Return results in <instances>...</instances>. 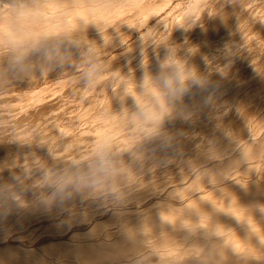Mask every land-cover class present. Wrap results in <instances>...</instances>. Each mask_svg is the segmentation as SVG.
I'll list each match as a JSON object with an SVG mask.
<instances>
[{
	"label": "bare ground",
	"instance_id": "6f19581e",
	"mask_svg": "<svg viewBox=\"0 0 264 264\" xmlns=\"http://www.w3.org/2000/svg\"><path fill=\"white\" fill-rule=\"evenodd\" d=\"M259 1L190 0L189 9L195 7L199 14L174 23L183 32L182 37L168 36L169 47L153 52L134 66L125 68L120 63L125 68L119 70H123L120 72L123 77L134 79L142 86L136 84L133 89L118 84L107 104L101 108L102 100L99 103L95 119L100 122L104 138L114 131L119 137L108 139L110 143L102 135L86 137L85 142L81 140L85 145L80 146L79 139L64 138L61 130L53 125L59 118L51 116L55 110L53 105L64 102L60 93L70 96L69 91L76 85L72 83L81 76L77 71L68 73L72 70L68 60L85 52L90 57L95 54L90 66L84 64L82 75L95 73L107 62L106 57L98 56L119 39L113 38L110 42L113 32L108 27L110 21H125L131 26L130 34L145 31L141 35L144 36L155 24L178 12L181 4L174 0H0V90L7 78L26 82V75L29 83L37 81L43 85L31 91L32 94L53 88L66 89L65 94L59 91L62 101L57 97L55 101L52 95V100H47L50 96L41 101L37 99L35 104L39 106L23 115L30 122H37L32 124L28 137L21 135L20 140V134L18 138H11L13 134H9V139L7 133V140L4 134V139L0 138V223H8L2 231L8 225L16 226L28 219L34 221L40 217L48 222L51 218L48 226H42L51 236L37 242H18L16 239L21 241V238L12 239L10 234L8 239L0 232V264H264V161L261 160L264 156V61L261 60L264 41L259 38L258 45L263 46L255 49L256 53L260 51L259 56L254 50V54L245 53L238 46L242 39L239 30L249 26L251 17L256 18L264 11V0ZM255 25L260 27V23ZM261 29L262 26L258 31ZM247 37H244L247 46L255 48L254 41V45L248 43ZM80 39L83 41L78 42ZM222 41L232 43L233 52L245 54L233 53L238 58L232 54L236 61L231 63L228 58L225 62L231 64L226 67L223 63L222 68L221 64L219 68L211 67V54ZM247 63L253 65L249 74L243 70ZM177 69L186 74L185 79L196 76V82L185 81L183 92L164 93L167 89L162 87L164 79L172 77ZM60 71L64 75L53 83L41 77ZM75 73L79 76L71 77ZM188 73L192 76L188 77ZM251 80L255 85L246 88V93L242 89L244 96L236 100L237 92H234L243 88L242 84L250 85L246 83ZM233 86L237 89H232ZM82 94L79 99L84 101L86 94ZM166 101L170 104H165ZM222 102L233 103L232 111V106L228 107L231 113L227 111L228 115L224 116L219 111L223 116H214L211 109L212 117L207 109ZM86 103L88 109L98 106L92 100ZM165 105L176 106L178 110L168 107L165 113ZM136 109L141 112H134ZM205 111L210 115L206 114L207 118L203 119ZM137 115L160 116L157 120L160 132L152 136L146 133L135 121ZM197 116L203 120L191 123ZM0 117L5 120L12 117L7 122L15 126V115L6 113ZM125 117H130V121H120ZM10 125L5 131L12 130ZM97 137L109 144L99 147L101 142ZM46 140L54 141L51 148L58 151H81L86 147L85 154L81 151L77 159L83 156L91 159L86 162L82 160L85 158L79 159L81 164L77 167L61 164L62 177L57 175L50 181L55 184L52 190L28 191L29 176L35 172L31 164H37L36 160L50 146L45 144ZM94 142L99 143L95 146ZM122 148L130 150L129 155L124 156ZM178 157L183 160L181 164L175 160ZM235 169L246 176L241 172L243 175L235 176ZM123 184L121 193L131 194L130 206L94 212L90 206L92 211L79 207L85 201L87 205L92 202L90 199L99 193V185L114 188ZM172 193H179L182 199L178 200L179 196L175 198ZM166 194L175 199L168 197L170 200H167ZM17 196L22 197L20 201L15 199ZM36 226L41 225L36 223ZM34 229L31 230L37 232Z\"/></svg>",
	"mask_w": 264,
	"mask_h": 264
},
{
	"label": "rangeland",
	"instance_id": "374dc122",
	"mask_svg": "<svg viewBox=\"0 0 264 264\" xmlns=\"http://www.w3.org/2000/svg\"><path fill=\"white\" fill-rule=\"evenodd\" d=\"M2 1H11V0H2ZM174 1L176 3H180L181 4V7H180L179 11L168 15V19L166 21L159 22L157 24H155L156 22H154L153 23V25L155 24L154 27L150 30V32L148 34H146L144 36H141V35L143 33H145V31H143V33H141L139 35L130 34V32H131L130 27L131 26L129 27V25L126 24L125 21H119L118 23H116L117 21H110L108 27H112L113 28L112 36L110 37V42H112L113 38H119V39L115 42L114 45L108 46V48H106L105 51L101 53L102 55L100 54L98 56V57L104 56V57L107 58L106 59L107 62L105 63V65H103L100 68H98L95 73L94 72H91V73L82 75L85 72V69L84 68L86 67L84 64H88L87 66H90V64H91L90 61L95 58V54H92V57H90V55L88 53L86 54V52H85V54L81 55L80 57L77 56V58H75L74 60H71V61L68 60L69 61V64L68 65L71 66V68H72V70L71 71H68V73L71 74L73 71H77L76 73H78V74L80 73V75H81V76H79L76 73L73 74V75H71V77H74V75H75V76H79V78L76 79V80H74V82L72 83V85L73 84H76V85H75V87H74V89L72 91L70 90L72 93L69 91V95L70 96L63 95V92H61V91H64V94H65V90H66L65 88H64L65 90L64 89H61V91H60V88H59V90H58V88H53L51 90H42V91H40L37 94H32L31 91H33V90H39V89H41L43 87V85L40 86L39 84H37V81H35L32 84L29 83L30 81L27 80V79H29V76H27V75H26V78L27 79L24 80L26 82H21L20 81L21 79H19V78H7L6 80H4V87L0 90V114H6V113L9 114V115L10 114H13V115H15V117H13V119H15L16 121H15V126H14V124H12L13 122L12 123L7 122V120L8 119L11 120L12 117L11 118L8 117L7 120L2 119L0 117V125L3 124V123H9L7 125H10L11 124L10 125V129L12 128V130L5 131V129L8 128L9 126H7L6 124H3L4 125V127H3L1 125L0 126L1 127L0 129L3 128L4 131L3 130H0L2 132V134H0V138L3 137V134H4V137L7 136V133H8V135L9 134L10 135L13 134L12 137L10 135L8 136L9 139H10V137L11 138H16V137L18 138V136H19L18 134H20V138H19L20 140H21V138L23 136H24V138L25 137H28V135H29L28 134V131L32 127V124L33 123H37V122L35 121V122L32 123L28 119H25L23 117V115H25V113L29 114L30 112H32L33 107L35 109L37 106H39V105L35 104V102H37L36 101L37 99L38 100L40 99V101H41V99L43 100L44 98H46V97H48L50 95H52L53 99L54 98L55 99L58 98L57 100L61 99V101H62V96H64V98H63L64 99L63 100L64 102L63 103H61L60 105L58 104L57 106H54L53 105L52 108L54 109V107H55V110H54V112H52V115L51 116L52 117H56L57 116L59 118V120L56 123L53 122V125L61 130V132L63 133L65 139L71 138V137H75V138H77V139L80 140V142H78V145L83 146V145H85V143H84L85 142V139L84 138H86V137H95V136L102 137L103 136V138H104L105 135H103L102 134L103 132L99 129L100 122H98L95 119V117L97 116L98 111L100 110L99 109L100 108V106H99L100 104L99 103L102 100L101 108L104 107L107 104V100L109 98V95L111 94V91L115 88L116 85L119 84V85H122V86H127V87H130V88L135 89L134 87L137 84V82L134 81V79L124 78L123 75L120 72H122L123 70H125V68H127V67L134 66V65L140 63L142 60L147 59L148 56L150 54H152L153 52L158 53L159 50L169 47L170 46L171 39L170 38L168 39V36L177 35L178 37H182V35H183V32L180 29H178L177 27H175L174 23H177L178 20L179 21H184V19H190V16H193V15L196 16V15L199 14V9H197L195 7L189 9L190 8V5H189L190 4V0H174ZM258 1L259 0H255V2H258ZM128 8L131 9L132 6H128ZM261 12L264 13V11H261ZM261 12L259 13V16L260 17L261 16L263 17L264 14L262 15ZM259 16L257 15V17H259ZM260 17L258 19L260 21H258L255 18V16L251 17V20H250V24H252L251 26L253 27V29H257V30H253L249 23L248 24H249V26L251 27L252 30L250 29V27L248 25L247 26L246 25L243 26L245 28L242 27L243 29L241 28V30H239V36H241L242 39L238 41L239 42L238 46L241 48L240 50H242L244 48L243 50H245L244 51L245 53L246 52L253 53V50H254L255 55H258V53L260 54V51L258 52V50H257V53L255 52V49H258L259 46L262 48V46H263L262 44H261L262 46L261 45H258V44L261 43L260 42L261 39H259V38H263L262 39V42L264 41V36H263V34H264L263 33L264 32V17L263 18H260ZM251 22H253V23H251ZM254 23L255 24L260 23V27L258 25H255ZM261 26L263 28L261 30H263V31H261V30L258 31V29H260ZM126 27H129V28H126ZM256 27H259V28H256ZM246 28L248 29L249 33H250V31L254 32L253 35L252 34H249L248 31H246ZM124 29H126V30H124ZM97 31L98 30H96L95 32H97ZM242 31L245 32L244 35L242 34L243 33ZM257 31H258V34H255V33H257ZM248 34L250 36H253V37L250 38V36ZM259 34L262 37H260ZM255 35H257L258 38H256L257 36L255 37ZM247 36H249L250 39ZM244 37L245 38L247 37L248 40L253 39L251 41H248L247 40V42L248 43L250 42V44H251V42L254 41L255 48L252 45H251V47H250V45L247 46L248 44L245 42L246 39H244ZM256 39H257V41H255ZM82 41H83V39L78 40V42H82ZM258 41H259V43H258ZM133 42H135V44H134V47L136 46L135 49H134V47L133 48L130 47V45ZM241 42L242 43H246V45L244 44V46H242V43ZM240 43H241V45H240ZM252 44H253V42H252ZM249 47H250V49L251 48L252 49L251 50H248ZM215 49H216V51H214L215 53L211 54V58L212 59L210 60L211 63L209 62V64L210 65L212 64L211 67H215L216 66L218 68H219L220 64H221L220 68H222L223 65H224L223 67H226L229 64H231L232 62H235L236 60H234V58L237 59L238 58L237 56H239L238 54L241 52V51H239V53H238V51L237 52H233L234 51V45L232 43L227 42V41H222L220 44L217 45V47ZM262 51L264 52V49L261 50V54H263V56H264V53H262ZM244 52H241V54H243ZM233 53L235 55H237V56H235ZM232 54L234 55V58L232 57L233 56ZM84 55L86 57L88 56V58H86ZM261 56L262 55H260V57ZM263 56H262L261 60L264 61ZM226 60L229 61V62H231V63H229V64L226 63L227 62ZM212 61H214V62H212ZM123 62H126V63H123ZM120 63L124 64V67H125L124 69L120 67ZM214 63L216 65H214ZM222 63H223V65H222ZM122 64H121V66H123ZM252 67H253L252 63H247L246 65H244L243 70L244 69H245V71L247 69L250 70V71L247 70V73L244 71V73L245 74H249V72H251V70H252ZM120 68L123 69V70L122 71H119ZM65 74H67V73H65ZM62 75H64V72L60 71V72H56V73H51L49 75L44 74L41 77L43 78V81L49 80L50 83H53V82L57 81L58 79H60V77ZM104 76L107 79H105ZM187 76L188 77L189 76H192V74H189L188 73ZM184 77H186V74L184 75ZM192 77H190V79H192ZM67 78H70V77H67ZM99 79H101V80L99 81ZM190 79L188 80V78H187V79H185V81L188 80L187 82H189ZM104 80H106V81L108 80L109 82L108 81L107 82L109 84L106 81H104ZM253 80H255V83L257 82L256 81L257 78L256 79H253ZM253 80H251L250 82L248 81L246 83V85L248 83L250 85L244 86L242 84L243 88H238L237 89L234 86L232 87V89L235 88V89L238 90V91H235L234 92V93L237 92L236 93V100L237 99H241L242 96H244L243 94H245L246 91H248L247 89H250V87L252 85H255V83H254ZM192 81H193V79H192ZM252 81H253L254 84H252ZM104 82H105V84H104ZM125 83H128V85L127 84L125 85ZM236 83H238V82H236ZM137 85H141V84L138 83ZM69 86H71V83L67 87H69ZM77 86H78V88H77ZM235 86L241 87V85H239V84H236ZM33 87H36V88L34 89ZM138 87L136 86V88H138ZM162 87L164 89L165 86H162ZM244 87H245V89H244ZM116 88H117V86H116ZM103 89H105L104 90L105 92L102 91ZM163 89H161V90H163ZM242 89L244 90L245 93H243ZM74 90L76 92H74ZM164 91H163L164 93L169 92L168 89H164ZM76 93L79 96L78 95H75ZM82 93H84V95L86 94L85 95L86 98H84L86 100V101L84 100L85 102L82 101V100H80L81 99L80 98V95H83ZM164 93H163V95H164ZM238 93H240V94L238 95ZM58 94L60 95V97H59ZM169 94L170 93H168L166 95H169ZM56 95H58V96H56ZM104 95H106V98H105ZM234 96H235V94H233V97ZM240 96H241V98H240ZM52 97L50 96L47 100H49L50 98H51L50 100H52ZM74 98L75 99L78 98V99H76L75 102H73L74 101ZM57 100H55V101H57ZM88 100H90V101L92 100L93 103H97L99 107L96 105L97 108L95 106H93L91 109H88L86 107V106H88L87 103H86ZM40 101H38V102H40ZM76 102H78V103H76ZM166 102H164V103L167 104V105L170 104L168 101H166ZM167 105H165V106L167 107ZM217 105H218L219 109H221L220 106L222 107V110L224 109V107H225V109L223 111L222 110H219L218 107H216ZM229 105L232 106L233 103L232 102H226L225 105H224V102H222L220 104L217 103V104L211 106L210 108H208L207 110L208 111L209 110L211 111V109H212V111H214L213 112L214 113V116L215 115L218 116L221 113L222 114L224 113L223 115L226 116V115H228V114L231 113L232 108H233V106L232 107L230 106L231 107V111H229V109H230V108H228ZM168 107H172L173 109L174 108L176 109V106H171L170 105ZM168 107L167 108L164 107L165 108L164 112L166 110H168ZM214 108L216 110L218 109L217 114H215L216 113L215 112L216 110ZM85 109L86 110L88 109V110L85 111ZM170 110H172V109L170 108L169 111ZM177 110L178 109H176L175 111H177ZM179 111L182 112L183 110L179 109ZM212 111L210 112V114H211L212 117H214L212 115L213 114ZM134 112L139 113L141 111L138 110V109H136ZM209 112L207 114V111H205L204 112V115L203 116L200 115V116H202L203 119L204 118H207V116L210 115ZM226 113H228V114H226ZM206 114H207V116H206ZM29 116H27V117H29ZM200 116H197V119H195L196 118L195 117L193 119L194 122L192 121L191 123H197V120L199 121L200 119H202V118H200ZM135 117H136L135 118V121H137L138 123H140V125L142 126V129H144V131H147L146 133H149V135H151V136H152V134L153 135H156V134H158V132H160V130H161L160 128L161 127L157 123L158 122L157 120H158V118L160 116H158V115H153V116L137 115ZM198 117H199V119H198ZM93 118L95 119V121L92 120ZM128 118H130V117H128ZM128 118L121 119L120 121L128 122V121H130ZM10 120H8V121H10ZM164 127H166V126H163L162 128H164ZM127 131H124V132H127ZM15 133H16V135H14ZM21 135H23V136H21ZM100 135H102V136H100ZM108 136H110V138ZM108 136L106 134V138H104L105 139V142H108L109 140L111 141L112 139L113 140H116L115 138L119 137V133L117 131H114L111 134H108ZM8 137H5V139L8 138ZM98 137H97V140L100 141L102 143V145H101V143L98 145L99 142H96L97 144L94 142L96 144L95 146L98 145L99 147L100 146H103L104 147V146H106V145H108L110 143V141H109V143H105L104 141H101V140H103V138L101 139V138H98ZM2 139H4V138H2ZM81 140L84 141V142H82ZM194 141H197V140H194ZM53 143H54V141H51V140H46L45 141V144H50V146L44 151V153L42 154V156L38 160H36V161H38L37 164H31V163L26 164V165L31 164V168H33L35 170V172H32L33 174H30V176H29V181L28 182H30V183L27 185V190L28 191H33V190H36V189H42V191H46L47 192V191L52 190V188H53V186L55 184H51L50 181L54 177H56L57 175H60V176L62 175L60 172L63 170V167H61L60 165L61 164L62 165H64V164H71V165H74V166L77 167L78 165L81 164V162L79 161L80 158L77 159V157L80 154H82L83 151H84L83 154H85V152L87 150V149L85 150L86 147H84V150L83 149L81 150L82 153H80L81 152L80 150L79 151H74L73 149L70 150V151L53 150L51 148V145ZM94 143H92L93 146H94ZM104 144H106V145H104ZM230 151L231 150L229 149V151H227V152H230ZM121 152L125 154L124 156H127V155H129L130 150H127V149L125 150V148H122ZM180 155H182V154H180ZM180 157H178V159H175V160H177L178 163L181 162V161H183V160H181L182 157L181 158ZM82 158H85V156L81 157V159ZM88 158H90V157H87L86 156V158L85 159H82V160L86 162V159H88ZM263 158H264V156L262 157L261 160L264 161ZM175 160H173L172 162L175 163L176 162ZM172 162L171 163L169 162V164H172ZM178 163H175V164H178ZM179 164H181V163H179ZM74 166H71V167L73 168ZM64 169H66V167H64ZM68 169H66V170H68ZM233 171H235L237 173V175H235L237 177L239 175L241 176L243 174H244V176H246L245 173L241 172L239 169H237V170L235 169ZM233 171H231L232 174H234ZM239 172H241L243 174H240ZM231 173L228 172L227 175L229 176V174L231 175ZM90 177H92V175ZM124 187H125L124 184L121 185V186H119V187L116 186L114 188L107 187V185H99V187L97 188L99 190V193L97 195H94L90 199L92 202L87 205L88 202L85 201V202H83V204H85V203L86 204L85 205L82 204V206L79 205V207L82 208L84 206L85 210H89L91 208L93 211L92 210H89V211L94 212V211H100V210L105 211V210H111V209H118V208H120L122 206H126V204H127V206H130L129 204H131L132 201L129 200L130 199L129 196H131V194H127V193L122 194L121 193V189L124 188ZM34 188H36V189H34ZM31 189H33V190H31ZM192 192H191V194H189L190 192L188 194L189 195H192ZM175 194L172 193V195H174L175 198H176V196H179L178 197V200H181L182 199V198L180 199L181 196H180L179 193H178V195H175ZM172 195L171 194H166L167 197L165 196V198H168L169 197V198H171V200L172 199H175V198H172L173 197ZM20 197L21 196H17L15 199H17V201H20ZM169 198L167 200H170ZM88 206H90V208ZM86 207H88V209ZM84 208H82V209H84ZM34 219L36 220V218H34ZM38 219L36 220L37 222L35 220L33 221V219H28L29 221L28 220L27 221L25 220L26 222H23L22 221L21 223L17 222L16 221L17 219H15V221L17 223H19L18 224L19 226L16 225L17 226L16 227V226L13 225L15 227L14 228L13 226L11 227V225H8L9 228L8 227L7 228L10 231L6 228V226H5V228L7 230L6 231L5 230L2 231L4 225H7L8 223L1 222L2 225L0 223V225H1L0 232H1V234H4L8 239H10V237L11 238L12 237L14 238V236H15V238L16 237L21 238V241L16 239V241H18V242H22L23 241V243H26L27 240L29 242H32V241L33 242L40 241V240H42L45 237L51 236L50 233L47 234L46 231L44 230V228L46 226H48L47 224H48V222H49V220L51 218L48 219V222H46L47 221L46 218H45L46 221L44 220V218H42L43 221L40 218L41 219L40 221H42L43 223L40 222V221H38ZM34 222H36L37 225H41V226H36V223H34ZM22 223L23 224L30 223V224H29V226L26 225L28 227H26V226L23 227L24 225ZM43 224L44 225L46 224L45 227H44ZM75 225H79V224H75ZM75 225H73V226L75 227ZM42 226L44 227L43 229H42ZM39 227H41V228H39ZM13 228H14V230H13ZM25 228H26V230H25ZM34 228H36V229H34ZM31 229L32 230L33 229L34 230H37V232H34ZM11 231H13V233ZM29 231H30V233H28ZM7 232H8V234H6ZM42 232H44L46 234V236ZM1 234H0V237H1ZM9 235H10V237H9ZM29 236L30 237L32 236V238H30ZM24 240H25V242H24Z\"/></svg>",
	"mask_w": 264,
	"mask_h": 264
},
{
	"label": "clouds",
	"instance_id": "9594fccd",
	"mask_svg": "<svg viewBox=\"0 0 264 264\" xmlns=\"http://www.w3.org/2000/svg\"><path fill=\"white\" fill-rule=\"evenodd\" d=\"M95 71V70H93ZM193 82H196V78L192 77ZM164 85L173 94L183 92L185 90V77L179 69H177L172 77H166L164 79Z\"/></svg>",
	"mask_w": 264,
	"mask_h": 264
}]
</instances>
